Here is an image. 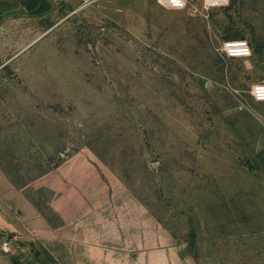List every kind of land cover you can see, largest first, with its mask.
<instances>
[{
    "label": "rangeland",
    "instance_id": "1",
    "mask_svg": "<svg viewBox=\"0 0 264 264\" xmlns=\"http://www.w3.org/2000/svg\"><path fill=\"white\" fill-rule=\"evenodd\" d=\"M51 1L0 49V192L37 255L264 264V171L247 147L264 133V0ZM237 41L252 56L228 57Z\"/></svg>",
    "mask_w": 264,
    "mask_h": 264
},
{
    "label": "crops",
    "instance_id": "2",
    "mask_svg": "<svg viewBox=\"0 0 264 264\" xmlns=\"http://www.w3.org/2000/svg\"><path fill=\"white\" fill-rule=\"evenodd\" d=\"M51 0H0V49H8L11 32L24 24L28 14L40 15L52 9ZM22 23V24H21ZM20 33H18L19 35ZM247 147L264 171V133L251 138ZM29 225L25 214L18 213L0 192V264H51L40 258L28 238ZM9 241L7 250L4 242ZM66 247V248H65ZM66 250V258L58 250ZM50 248L54 258L52 264H166V252H131L104 248L92 244ZM78 251L76 255L75 252ZM59 252V253H60Z\"/></svg>",
    "mask_w": 264,
    "mask_h": 264
},
{
    "label": "built area",
    "instance_id": "3",
    "mask_svg": "<svg viewBox=\"0 0 264 264\" xmlns=\"http://www.w3.org/2000/svg\"><path fill=\"white\" fill-rule=\"evenodd\" d=\"M159 5L171 9H184L188 6V0H156ZM229 0H204V7L209 9L214 6L227 5ZM225 54L230 58L250 57L253 54L252 48L246 41L227 42L224 46ZM251 95L258 102H264V83L253 87ZM9 241L6 240L3 248L7 250Z\"/></svg>",
    "mask_w": 264,
    "mask_h": 264
},
{
    "label": "water",
    "instance_id": "4",
    "mask_svg": "<svg viewBox=\"0 0 264 264\" xmlns=\"http://www.w3.org/2000/svg\"><path fill=\"white\" fill-rule=\"evenodd\" d=\"M39 40V39H38Z\"/></svg>",
    "mask_w": 264,
    "mask_h": 264
}]
</instances>
